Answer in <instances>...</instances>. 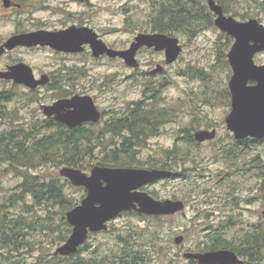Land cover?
<instances>
[{
    "label": "rangeland",
    "instance_id": "rangeland-1",
    "mask_svg": "<svg viewBox=\"0 0 264 264\" xmlns=\"http://www.w3.org/2000/svg\"><path fill=\"white\" fill-rule=\"evenodd\" d=\"M30 1V7H27V3L26 7L31 12L14 15L1 6L0 0V43L18 32L31 30L40 20L56 19L52 12L42 9L43 5L53 3L48 0ZM162 1L164 0H89L84 20L87 26L102 35L106 43L115 49H124L137 33L153 32L149 15L153 5ZM215 1L227 4L228 14L238 21L253 18L264 25L262 0H256V3L250 0ZM196 3L198 8H202L206 5V0H197ZM81 9L82 7L70 5L71 11ZM207 10H203L205 15L209 14ZM211 17L212 22L202 20L194 23L193 34L186 31L173 33L172 36L180 40L183 50L176 62L165 68L163 76L172 80L163 90L162 101L158 104L171 109L168 119L162 122L155 134L146 137L139 150L131 151L134 160L143 166L140 168L146 169L161 168L163 163L170 162V157L181 158L178 161L172 160L169 166L172 170L182 172L181 176L149 185L144 190L157 200L184 202V211L169 217L155 216L156 219L149 220L134 214H122L109 223L110 233L90 235L87 240L89 249L81 254L83 259H103L105 254H111L118 247L113 237L121 234L124 237H134L147 245L142 252L144 258L134 256V262L142 260L141 264H186L182 257L183 251L203 249L209 244V225L216 226L230 220L231 229L220 234L233 240L236 233L264 220V178L257 177L254 170L247 166L257 156L264 175V141L248 143V149L241 150L243 147H236L239 144L226 129L224 119L231 110L227 94L228 82L232 75L227 53L234 41L214 26V16L211 14ZM17 59L31 66L37 75L47 74L49 70L55 71L64 66L80 68L85 76L64 87V90L71 95L92 96L98 108L108 112L104 117V124L112 115L117 113L121 116L132 103L142 99L143 90L149 82L143 74L148 69H154L157 64L164 65L165 58L163 53L143 49L137 56L140 69L132 73L131 68L118 60L97 61L88 55L65 57L44 49L21 46L0 57V71ZM254 61L256 64H264V52L256 55ZM161 78L158 77L156 81ZM48 90L45 87L39 89L38 93H31L23 86L0 81V93L10 91L15 95L4 105L7 110L12 111L8 115L15 112L14 116H18L19 123L43 119L39 105L49 104L56 97L65 95V92L50 94ZM2 124L0 132L7 127ZM101 126L93 130L97 131ZM213 129L217 132L213 141L197 144L180 138L193 135L199 130ZM116 141H119L116 144L120 147L123 139L117 137ZM173 147H177L178 153L173 152ZM106 151L108 150H94L98 157L103 156ZM150 164L153 167L145 166ZM59 168L41 166L33 171L51 179L59 176ZM9 170L0 163V223L10 224L22 216L25 223L22 231L25 236L22 239L24 244L17 248L4 245L0 234V264H8V261L16 259L27 264L51 259L55 249L65 242H57L64 235L65 229L61 226L60 206L47 214L53 219L51 226H37V216L44 217L47 208L43 205L37 207L30 193L21 202L11 204L8 199L17 194L18 184L22 179ZM259 175H262L261 172ZM65 195L73 205H78L86 196V190L72 186L69 182L65 186ZM30 225L34 229L28 228ZM48 226L50 230H47ZM4 231L0 230V233ZM141 232L145 234L143 241H140L138 235ZM180 234L184 235V242L178 246L175 245L174 238ZM58 257L59 260L66 258Z\"/></svg>",
    "mask_w": 264,
    "mask_h": 264
},
{
    "label": "water",
    "instance_id": "water-1",
    "mask_svg": "<svg viewBox=\"0 0 264 264\" xmlns=\"http://www.w3.org/2000/svg\"><path fill=\"white\" fill-rule=\"evenodd\" d=\"M9 0H3L5 7ZM208 6L216 14L214 26L222 33L234 39L227 53V61L232 75L228 82L231 110L225 118L226 129L236 140L264 139V64L256 65L254 56L264 52V25L254 19L239 22L226 17L222 8L213 0ZM82 31L73 30L61 33H33L16 35L0 46V55L16 46L32 47L37 44L50 45L60 50H73L79 44ZM76 40V41H75ZM95 57L106 54L110 58L118 57L127 66H135V53L141 46L153 48L156 52L164 51L166 64L175 62L181 53L177 38L162 33L139 34L129 49L115 51L96 40L90 34L88 41ZM69 48V49H67ZM18 75L24 74V84L35 89L31 70L25 64H16L9 68ZM5 74L0 73V77ZM252 83V84H250ZM67 109V111H63ZM46 116L55 114L54 120L75 128L81 123H97L100 113L89 96H73L59 100L50 107H43ZM215 131L199 130L194 133L198 143L213 140ZM59 175L72 186L83 187L86 196L80 204L67 211L66 221L71 232L65 242L54 251V256L69 257L74 255L88 239L90 234L106 231L108 224L123 212H136L145 216H173L181 213L185 205L181 201L157 200L142 190L157 181L168 179L175 174L159 169H141L128 167H105L95 165L89 173L68 166L59 170ZM182 236L174 239L176 245ZM186 259H195L198 264H242L236 254L230 250H217L203 254H185Z\"/></svg>",
    "mask_w": 264,
    "mask_h": 264
},
{
    "label": "trees",
    "instance_id": "trees-1",
    "mask_svg": "<svg viewBox=\"0 0 264 264\" xmlns=\"http://www.w3.org/2000/svg\"><path fill=\"white\" fill-rule=\"evenodd\" d=\"M250 1L256 3V0ZM262 2L263 5L261 6L264 10V0H262ZM185 5L186 4L179 3L178 6L177 3H173L172 8L164 7L162 4L156 5L149 15L150 23L153 25L152 31L170 35L178 31H186L187 33L194 32L192 28L194 22L192 21L190 12L183 11ZM227 94L230 100V94ZM4 98L5 95L0 94V102L8 100ZM163 113L165 112L161 109H151L148 112H142L140 117L139 112L131 116V111L129 115L117 119V122H113L111 126L115 134L122 135V133H124V140L122 142L124 145H130L134 142L133 140L139 139V136L145 131L148 132H145V136L154 134L156 128L152 123L164 121L166 115ZM100 138L101 134H96L95 131L83 129L82 127L70 129L60 134H42L40 130H38L35 133L24 131L19 133L18 136L0 135V163L6 165V169H10V173L22 179L21 183L18 184V195L14 194L10 196L8 201L11 204H14L16 201L21 202L26 197L25 195L27 193L32 194L34 203L37 207L40 208L43 205V207L47 208V213L44 217L41 215L37 216L39 218L37 226L46 224L51 226L53 219L47 214L53 212L52 210L54 208L60 206L59 215L61 217V226L65 229L63 230L64 235L57 239L59 243L64 242L71 231L70 226L66 222L65 214L76 206L73 205L71 201L67 200L65 195V186L69 184V182L59 176H54L51 179L44 178L41 173L36 174L33 170L41 166L60 168L68 166L84 172L90 170L94 165L105 167H143L140 166L141 163L134 160V156L128 148L124 152L114 150L106 151L103 156L100 157L95 155L93 144L99 141ZM187 139L188 142H194L191 135H188ZM109 141L111 142V138ZM246 143L250 142L246 141ZM180 159L181 158H179V160ZM145 166L153 167L152 164ZM169 166L171 165L163 163L161 168L166 169L169 168ZM124 214L138 215L136 213ZM138 216L145 220L155 218L142 215ZM22 219L23 217L19 216L18 220L10 224H8V222L0 223V230H5L0 233L4 245H13L19 248L20 245L24 244L22 239L25 233L22 229L25 227V223ZM49 226L46 227L47 230H50ZM31 227V225L28 226V228L34 229ZM138 235L140 241H143V236H145V234L141 232ZM113 238L118 247L111 254H105L103 259H94L95 257L88 260L83 259L81 254L89 249V245L86 242L78 248L74 255L62 260H59L58 256H53L51 259L37 260L32 264H138V261L134 262L133 257H142L143 249H146L147 245H144L143 242H138L131 236L124 237L121 234H117ZM232 238L234 239H227L223 234L221 235L220 232L214 233L213 240L211 239L212 245L209 249L235 251L239 255L247 256L249 259H252L256 264H264V220L256 229L244 232L240 231L236 233V235H233ZM249 262L252 263L251 261ZM7 263L27 264L18 259L8 261Z\"/></svg>",
    "mask_w": 264,
    "mask_h": 264
},
{
    "label": "flooded vegetation",
    "instance_id": "flooded-vegetation-1",
    "mask_svg": "<svg viewBox=\"0 0 264 264\" xmlns=\"http://www.w3.org/2000/svg\"><path fill=\"white\" fill-rule=\"evenodd\" d=\"M143 1H149V0H143ZM196 1L197 0H164L160 4H162L164 7H169V8H172L173 3H177L178 6H179V3L180 4H186L183 11L190 12V16H191L192 21L194 23L197 24L199 21H202V20L212 22L211 14L214 16V19H213V23H214V20L216 18V14L210 10V8L208 6L209 0H206V5H204L202 8H198ZM213 1L222 8L223 14L226 17H232L233 19H235L233 16H230L228 14V5L227 4H224V3L218 4L215 0H213ZM48 2H51L53 4L43 5L42 9H46L49 12H52L53 16H55L56 19L54 21L40 20L39 24L35 25L34 28H32L31 30L18 32V33H16V35L33 34V33L54 34V33L66 32V31H70V30H73L74 33L82 31L83 34L80 36V38L78 40L79 44L77 45V48H74L72 51L69 48H67L69 50L64 51V50H60V49H57L55 47H52L50 45H41V44H37L36 46L28 47V49H38V50L44 49V50H47L50 53H53L55 55H60V56H65V57H69V56L75 57V56H81V55L87 56L88 55L97 61H102V60L117 61L118 60V61L123 62V60L118 58V57L110 58L106 54H103L99 57H95L93 54V49H92L90 43L87 42L89 39V35L90 34L94 35L96 40L103 42L108 49L115 50V51H124L126 49H129L130 45L132 43H134L135 38L139 34L161 33V32H155V31H153V32H139L133 36V38L131 39L127 48L115 49L110 44L106 43L103 40L102 35L100 33H98L97 30L86 25L85 20H84V11H85V8L90 5L89 0H48ZM26 3H27V7L29 8L30 3H31L30 0H9L8 6L5 7L3 4V0H1V6L5 10L9 11L10 13H13L14 15H18V13H20V12L21 13L22 12H26V13L31 12L26 7ZM71 4L76 5L78 7H82V9L78 10V11L77 10L71 11L70 10ZM156 5H159V4L153 5V9ZM207 8H208V10H207ZM204 9L207 10V12L209 13L208 15H205L203 13ZM251 19H253V18H251ZM235 20L238 21L237 19H235ZM248 20H250V19L243 20V21L240 20L239 22H246ZM254 20H256V19H254ZM193 33L194 32H190V34H193ZM162 34L177 38L175 36H172L173 34L172 35L166 34V33H162ZM16 35H13V36H16ZM225 35H227V34H225ZM13 36H10L9 38H11ZM228 37H230V36H228ZM230 38L233 39L232 37H230ZM178 41H179V45L182 48V45L180 44L179 39H178ZM233 41H234V39H233ZM4 42H1L0 46H2ZM19 47H21V46H16L12 50H6L5 49V51L0 55V57L17 50ZM143 49H147V50H151L153 52H156L153 48H148L146 46L139 47L135 53V56H134V59L137 63L135 66H127L123 62V64L126 67L131 68L130 71H132V73H134L140 69V65L138 63L139 61L137 59V56ZM182 50H181V53H182ZM157 53H163L164 54V51L157 52ZM258 54L259 53L255 54V56ZM255 56H254V58H255ZM164 58H165V55H164ZM254 58H253V60H254ZM20 63L25 64L28 68H30V70H31L30 74L33 78L32 81L37 84L35 89H30L29 87H27L24 84L25 82H29V81L23 79V77H24L23 73L21 75H18V74L11 72L9 70L10 67H12L16 64H20ZM173 63L166 64L165 59H164V65L157 64L154 69L146 70L145 74H143V76H144V78L148 79L147 81H149V82L147 83V85L145 86V89L143 90L142 99H139V101L132 103L131 106L129 107V109H127L121 116H118L116 113V115H112V118L105 120L104 124H102L104 117H105V115L108 114V112L101 111L98 108V106L95 102V99L92 96L85 95V94L71 95L70 92L64 90V87H67L68 85L74 84L77 79L84 77L85 76L84 71H82L80 68H76L73 66H70V67L64 66V67H61L60 69L55 70V71L49 70L47 72V74L42 73L40 75H37V74H35V72L31 66H29L28 64H26L22 61H18V59H17L12 65L6 66L5 70L0 71L1 74H5L4 76L0 77V81H8V82L12 83L14 86H18V85L23 86V87L27 88L31 93H38L39 89L46 87V89H49L48 91L50 92V94H52L53 92H57V93L58 92H65V95H60V96L56 97L49 104H40L39 105V110H40L41 114L43 115V119H36L35 121L28 122V123H25V122L19 123L18 116L17 117L14 116L15 112L13 113V115H8V114H12V111L7 110V107L4 105L5 103L10 102L11 98L15 95L13 93H10V91H2L0 94L5 95L4 99L7 98L8 100L7 101L3 100L2 102H0V124L3 123L2 125H5L7 127L5 130L0 132V135L1 136H9V135L18 136L19 133H22L24 131L35 133L38 130H40V133H42V134H53V133L60 134V133H63L67 130L75 129V128H81V127L83 129L93 130V128L102 125L97 131H95L96 134H101V138L99 139V141L96 142L97 144H93L94 145L93 150L101 149V151H105V150L114 151L115 150V151H121V152L126 151L127 148L129 149V151L139 150V147H141L144 144L143 141H145L146 137L149 136V135L145 136V132H147V131L143 132L139 136V139L133 140L134 142L131 143L130 145H124L122 142L120 144V147H119V145L116 143L121 141V140L116 141V138L121 137L124 140V133H122V135L121 134H115L111 125L117 119L123 118L124 116L129 115L131 113V111H132L131 116H133L137 112H139L140 117H141L142 112L145 113V112L150 111L151 109H155V110L161 109L165 112L163 114L166 115V118L164 121H161L159 123H152L154 125V127L156 128V132H157V130L161 126L162 122H165L168 119L169 111L171 110L168 107L158 106V104H159V102L162 101L163 90L168 85H170L172 83V80L170 78H164L163 76H165V73H166L165 68L167 66L172 65ZM254 63H255V61H254ZM256 65H262V64H256ZM158 77H162V78H161V80L156 81V79ZM147 81H145V83ZM250 84H252V83H250ZM76 95H78V96H89L93 99V101L95 103V107L97 108L98 112L100 113V118H99V121L97 123L84 122L75 128H69L67 125L54 120V117L56 116L55 114H52L50 116L45 115V113L43 111V107L48 108L59 100L70 99ZM63 111L65 112V111H67V109H64ZM13 116H14V118H12ZM4 119H8V120H4ZM224 121H225V119H224ZM211 131H215V138H216V135H217L216 130L213 129ZM156 132H154V134ZM194 133H193V135H191L193 139H194ZM232 136H233V134H232ZM107 137L108 138L111 137V142L109 141V139H107ZM113 137H116V138L114 139ZM180 138H183L184 140L188 141L187 135L182 136ZM215 138L213 140H215ZM233 138H234V136H233ZM213 140H209V141H213ZM234 140H236V139L234 138ZM103 141H106V144H103ZM194 141H195V139H194ZM246 141H249L250 143L255 144V143H261L264 140H253V139L236 140L235 142L237 144H239L236 147H243V149H241V150L248 149V145H247L248 143H246ZM205 142H207V141H205ZM196 143L201 144L198 142H196ZM240 143H242V144H240ZM172 150H173V152H177V147H173ZM227 155L229 156L230 154L228 153ZM257 159H258V157L256 156L254 159H252V161L249 162V164L247 166L250 167V170H254V174L257 177L263 178L264 177L263 167L260 169ZM172 160L178 161L179 159L175 158V156L170 157V162H168L167 164L170 165L172 163ZM141 169H146V168H141ZM156 169H159L162 171H168V172L175 174L173 177H170L168 179L177 178V177L182 175V172L172 170L171 168H166V169L165 168H156ZM259 172H261L262 175H259ZM168 179H164V180H168ZM164 180H160V181H164ZM160 181H157L155 183H158ZM155 183L150 184V185H154ZM142 190H144V189H142ZM145 192H147V191H145ZM16 195H18V192ZM165 200H169V199H165ZM177 201H179V200H177ZM184 205H185V203H184ZM263 215H264V211H263ZM165 217H167V216H165ZM262 222H263V220L261 222L252 224L249 227H247L245 230H243V231L241 230V231L244 232V231H250L252 229H256L259 226V224ZM208 228L210 230L208 229L209 233L207 236L210 239H209V244L206 247H204L203 249L199 248L200 250L199 249L194 250V251L193 250H185L182 252V257L184 260H186V264H198V261L195 259H186L184 257L185 254H203L206 252L217 251V250L209 249V247L212 245L211 239L213 240L214 233L224 232L228 229H231L230 220L227 222L218 224L216 226H210L209 225ZM110 231H111V228L109 230H107V232H104V233H110ZM179 236H182L183 240L180 244H178V246L184 242V235L180 234ZM180 249H182V247H180ZM218 250H226V249H218ZM233 252L236 254L237 258L242 262V264H256L252 261V259H249L247 256L239 255L235 251H233ZM148 254H150V253H148ZM140 258H144V257L142 256ZM249 261H251L252 263H250ZM141 263H142V260H140V262L138 261V264H141Z\"/></svg>",
    "mask_w": 264,
    "mask_h": 264
},
{
    "label": "bare ground",
    "instance_id": "bare-ground-1",
    "mask_svg": "<svg viewBox=\"0 0 264 264\" xmlns=\"http://www.w3.org/2000/svg\"><path fill=\"white\" fill-rule=\"evenodd\" d=\"M67 222V221H66Z\"/></svg>",
    "mask_w": 264,
    "mask_h": 264
}]
</instances>
